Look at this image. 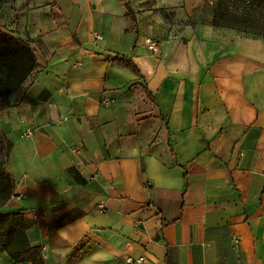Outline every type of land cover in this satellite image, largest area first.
Listing matches in <instances>:
<instances>
[{"label": "crops", "instance_id": "obj_1", "mask_svg": "<svg viewBox=\"0 0 264 264\" xmlns=\"http://www.w3.org/2000/svg\"><path fill=\"white\" fill-rule=\"evenodd\" d=\"M60 5L2 123L3 209L46 264H264V37L213 26L215 0Z\"/></svg>", "mask_w": 264, "mask_h": 264}, {"label": "trees", "instance_id": "obj_2", "mask_svg": "<svg viewBox=\"0 0 264 264\" xmlns=\"http://www.w3.org/2000/svg\"><path fill=\"white\" fill-rule=\"evenodd\" d=\"M254 10L255 19L249 16ZM257 10L264 11L262 0H215L212 24L215 27L234 28L264 37V30L258 26ZM120 61L131 64L137 72H140L131 59L124 57ZM37 66L38 58L31 42L0 28V107L11 105V96L21 91ZM145 89L154 99L148 87ZM11 148L12 142L9 140V150ZM185 178L188 181L187 172ZM15 187L16 180L13 174L7 167L0 166L1 203H6L12 197ZM29 226L30 223L21 210L1 209L0 247L16 262L46 264L42 246L33 245L29 239Z\"/></svg>", "mask_w": 264, "mask_h": 264}, {"label": "rangeland", "instance_id": "obj_3", "mask_svg": "<svg viewBox=\"0 0 264 264\" xmlns=\"http://www.w3.org/2000/svg\"><path fill=\"white\" fill-rule=\"evenodd\" d=\"M263 4H264V0ZM256 18L258 26L264 30V11L257 10ZM66 13L60 5V0H0V28L23 37L32 42L36 41L31 37L33 30V17L35 24L39 26L44 23L45 29H59L60 19ZM255 19V10L249 16ZM32 18V21L30 19ZM255 27V24H253ZM72 31V29L70 30ZM73 34V31L71 32ZM25 87L21 89V92ZM21 92L18 95H21ZM9 107H0V166L6 167L9 156V140L3 130L2 123L5 121ZM6 203L0 202V210L5 208Z\"/></svg>", "mask_w": 264, "mask_h": 264}, {"label": "built area", "instance_id": "obj_4", "mask_svg": "<svg viewBox=\"0 0 264 264\" xmlns=\"http://www.w3.org/2000/svg\"><path fill=\"white\" fill-rule=\"evenodd\" d=\"M95 36H96L97 38L100 37L98 33H95ZM147 42H148V45L150 46L151 49H153V50L156 49V47H157V42H156L155 40H153V39H151V38H148V39H147ZM112 100H113V98L111 99V98L106 97V98L104 99L103 102L108 103V102H110V101H112ZM34 134H35V130L32 129V128H28V129L25 131L24 136L27 137V138H29V137H32ZM81 149H82L81 146H77V147H76V150H77V151H80ZM101 208H105V205H104V204H101ZM142 260H143V257H140V258H137V259H135V258H133V257H129V258L127 259V262L130 263V264H135V263H137V262H141Z\"/></svg>", "mask_w": 264, "mask_h": 264}]
</instances>
